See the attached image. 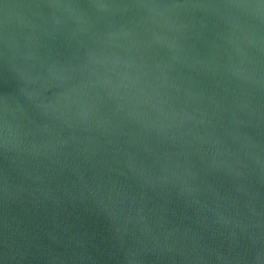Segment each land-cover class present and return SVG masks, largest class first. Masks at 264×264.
<instances>
[{
	"label": "water",
	"instance_id": "obj_1",
	"mask_svg": "<svg viewBox=\"0 0 264 264\" xmlns=\"http://www.w3.org/2000/svg\"><path fill=\"white\" fill-rule=\"evenodd\" d=\"M0 264H264V0H0Z\"/></svg>",
	"mask_w": 264,
	"mask_h": 264
}]
</instances>
